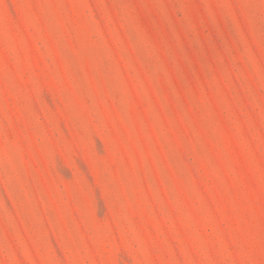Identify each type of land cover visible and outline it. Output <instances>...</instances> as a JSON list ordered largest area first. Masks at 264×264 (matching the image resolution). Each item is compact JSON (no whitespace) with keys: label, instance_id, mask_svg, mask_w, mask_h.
I'll use <instances>...</instances> for the list:
<instances>
[{"label":"rangeland","instance_id":"1","mask_svg":"<svg viewBox=\"0 0 264 264\" xmlns=\"http://www.w3.org/2000/svg\"><path fill=\"white\" fill-rule=\"evenodd\" d=\"M0 264H264V0H0Z\"/></svg>","mask_w":264,"mask_h":264}]
</instances>
